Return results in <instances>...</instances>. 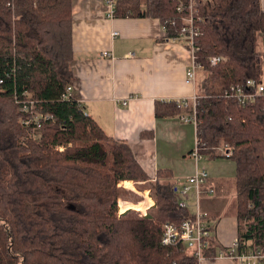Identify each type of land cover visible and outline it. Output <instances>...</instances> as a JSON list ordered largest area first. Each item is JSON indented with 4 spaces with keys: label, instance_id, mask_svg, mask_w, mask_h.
Here are the masks:
<instances>
[{
    "label": "trees",
    "instance_id": "16d2710c",
    "mask_svg": "<svg viewBox=\"0 0 264 264\" xmlns=\"http://www.w3.org/2000/svg\"><path fill=\"white\" fill-rule=\"evenodd\" d=\"M194 2L198 60L209 71L197 97V142L204 157L231 150L238 234L244 246L264 247V96L242 105L227 94L232 84L264 78V9L261 0ZM189 3L117 0L115 16L159 18L170 38ZM72 25V0H0V264H194L184 244L162 242L166 222L192 216L171 169H158L150 183L152 217L119 213V183L153 176L127 141L64 96L74 79ZM214 55L226 59L211 65ZM26 92L53 116L36 137L22 123ZM184 110L191 109L156 103L157 115ZM210 242L208 254L223 248L214 235Z\"/></svg>",
    "mask_w": 264,
    "mask_h": 264
},
{
    "label": "crops",
    "instance_id": "0c3cea01",
    "mask_svg": "<svg viewBox=\"0 0 264 264\" xmlns=\"http://www.w3.org/2000/svg\"><path fill=\"white\" fill-rule=\"evenodd\" d=\"M261 4L264 9V0ZM72 6V96L109 136L130 144L153 178L158 169H171L180 185L197 167L190 153L197 140L196 126L181 118L185 110L177 115H157L156 103L204 92V71L198 72L195 81L187 79L191 48L185 41L166 38L159 18L109 17L104 0H72ZM199 165L209 171L201 186L199 206L207 213L213 235L226 248L240 236L236 213L227 216L215 205L214 195L222 197L227 183L223 178L213 179L211 168L201 160ZM209 187L214 193L207 191ZM192 204L193 212L195 200ZM211 264L239 262L219 257Z\"/></svg>",
    "mask_w": 264,
    "mask_h": 264
},
{
    "label": "built area",
    "instance_id": "2783aa9c",
    "mask_svg": "<svg viewBox=\"0 0 264 264\" xmlns=\"http://www.w3.org/2000/svg\"><path fill=\"white\" fill-rule=\"evenodd\" d=\"M117 0H104L108 7L107 15L109 17L115 16ZM185 5L183 2L178 6L179 11H183ZM189 14L183 17L184 24L177 34L170 36V40L173 41H185L192 51V63L187 68L188 81H195L200 70H204L205 74L209 72L204 65L198 60V44L196 39L200 35L199 21L202 17L199 15L198 7L195 6L194 0H190L188 4ZM175 23V21H171ZM164 27L165 33L167 31ZM117 32H115L116 34ZM109 52H103L108 54ZM226 59L225 56L214 55L210 59L211 65H216L221 60ZM72 84L68 85L65 97H71ZM227 94L240 102L242 105L253 103L258 97L264 96V78H248L243 83L232 84L227 89ZM24 100L19 101L20 109L26 113V116L22 119V123L29 127L34 126L32 135L37 136L38 129H40L43 123L52 118L49 113H44L37 108L36 101L26 92ZM198 95L190 97H181L175 99V102L183 109H191L182 113L181 118L185 122H192L197 127L199 119L197 116V100ZM127 99L123 100L126 104ZM62 148V147H60ZM219 152L223 156H230L231 150L224 146L218 148ZM191 155L197 162V167L192 175L187 176L180 185H176L177 191L181 194L182 199L180 201L181 206H190V198L195 199L197 209L192 212V216L185 218L181 222H166L163 226L162 242L167 245L184 244L186 248L196 257L194 264H211V262L219 257H226L239 262V264H264V247L256 244L253 241V246L248 248L241 242L240 236L236 237L232 244L226 248H219L215 254L206 253L210 248V239L213 236L212 229L207 221V213L202 211L199 206V198L202 192V185L209 177V171L206 167L200 166L199 161L204 157L200 152L199 143L196 140V145L191 152ZM156 180V178H152ZM119 185H122L121 183ZM210 194L214 193V188L209 187L207 190ZM150 192V191H148ZM151 208V205H146L147 209ZM142 212V214H146ZM120 212H122L120 210ZM249 245V244H248Z\"/></svg>",
    "mask_w": 264,
    "mask_h": 264
},
{
    "label": "rangeland",
    "instance_id": "374dc122",
    "mask_svg": "<svg viewBox=\"0 0 264 264\" xmlns=\"http://www.w3.org/2000/svg\"><path fill=\"white\" fill-rule=\"evenodd\" d=\"M190 124L192 126H195V124L192 122H190ZM172 136L174 135H171V137ZM194 145H196V142H194ZM192 158L194 159V157ZM214 162L217 164L215 168H214L215 166ZM201 163H205L209 169L211 168L210 169V171L212 172L211 177L213 179L218 180L219 178H223L224 180H226L227 189H226V185L224 184V189H225V191H223L224 195L222 197H220L217 193L214 195V197L216 198L215 205L220 206L219 208L225 215L227 216L235 215L237 211V195H236V190H235L236 169H235L234 160H232L231 158L225 157V156H218L215 158L203 157L201 159ZM154 181H155L154 179H151V181L131 180L130 181L131 184L129 185L127 184V181L120 182L122 184L120 186L123 189H122L121 198L119 199V213H120V210L123 212L124 210L131 208L130 210H132L131 214L133 216L145 215V214H142V212H145L146 205L148 204L150 205V203L152 202H154L152 206L156 204V200L153 196V190L151 188V184ZM61 189L63 190V192L67 194L70 193V190L67 188H61ZM149 195L151 197H149ZM192 199L193 198H190V200ZM194 200L195 199H193L192 201ZM192 201H190V205H193ZM149 210L150 208L147 209L146 212H149Z\"/></svg>",
    "mask_w": 264,
    "mask_h": 264
},
{
    "label": "water",
    "instance_id": "95a60500",
    "mask_svg": "<svg viewBox=\"0 0 264 264\" xmlns=\"http://www.w3.org/2000/svg\"><path fill=\"white\" fill-rule=\"evenodd\" d=\"M131 208H128L127 210H124L123 212H120V214H127L128 211L130 210ZM147 217H152V214L150 212H146L145 214Z\"/></svg>",
    "mask_w": 264,
    "mask_h": 264
},
{
    "label": "bare ground",
    "instance_id": "6f19581e",
    "mask_svg": "<svg viewBox=\"0 0 264 264\" xmlns=\"http://www.w3.org/2000/svg\"><path fill=\"white\" fill-rule=\"evenodd\" d=\"M152 204H154V202L150 203L151 206H152ZM145 211H146V208H145Z\"/></svg>",
    "mask_w": 264,
    "mask_h": 264
}]
</instances>
